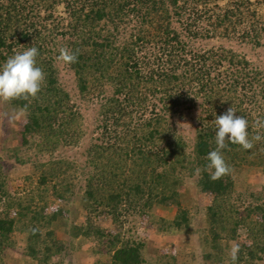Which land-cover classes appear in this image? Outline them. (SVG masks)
Segmentation results:
<instances>
[{
    "label": "trees",
    "instance_id": "trees-1",
    "mask_svg": "<svg viewBox=\"0 0 264 264\" xmlns=\"http://www.w3.org/2000/svg\"><path fill=\"white\" fill-rule=\"evenodd\" d=\"M60 6L70 17L64 30L66 18ZM56 34L67 38V48L77 54L70 66L81 97L99 103L100 122L108 134L103 132L88 148V165L94 168L83 173L87 177L79 202L86 216L79 217L81 223L61 206L77 197L71 173L78 165L74 160L32 162L39 177L17 197L10 194L9 178L0 171L4 202L0 264L3 254L19 244L23 255L37 264H58L71 246L86 245L111 257L107 262L96 258L100 255L90 257L97 264H150L144 244L121 240V235L106 234L89 224L98 213L117 222L121 211L137 205L146 212L175 207L172 220L160 219V231L189 233L193 216L186 205L185 182L191 177L196 178L197 195L212 196L206 206L209 227L203 230L211 250L204 252V258L229 264L226 250L243 225L252 246L240 253L236 264H262L264 204L242 212L233 196L244 165L264 171V140L253 141L250 150L232 144L223 149L231 171L219 180L212 181L205 167L208 153L216 148L215 118L229 107L247 119L249 139L264 136V128L256 125L264 121V73L233 49L196 50L192 45L199 39L234 34L260 46L264 0H0V66L35 46L37 66L45 73L41 91L31 103H6L5 111L19 110L22 119L14 130L18 138L5 140L2 147L12 148L20 164L29 163L19 156L24 147L36 145L41 153H53L87 135L83 112L59 81L51 50ZM195 107L203 109L189 153L170 120ZM80 171L81 167L74 173ZM54 200L61 205L55 207ZM256 214L259 218L251 219ZM175 262L174 256L167 260L162 256L157 263Z\"/></svg>",
    "mask_w": 264,
    "mask_h": 264
},
{
    "label": "rangeland",
    "instance_id": "rangeland-1",
    "mask_svg": "<svg viewBox=\"0 0 264 264\" xmlns=\"http://www.w3.org/2000/svg\"><path fill=\"white\" fill-rule=\"evenodd\" d=\"M60 11L63 13L62 18H66L62 29L64 30V26L70 21V17H68V12L64 10L63 6H60ZM234 34H232L230 38L215 37L211 40L199 39L196 40L192 46L196 50L210 48L211 46H222L227 49H233L247 56L252 65L262 70L264 73V39L260 46H256L241 41L238 39V36H233ZM55 36L57 37L55 38ZM52 38H55L51 43V50L56 60L55 64L58 68L59 81L83 112L86 121L85 128H87V135L80 143H75L74 145L65 144L53 153L46 151L41 153L36 145L24 147L21 151L23 154L19 156L20 158L22 156L23 159L29 163L20 164L12 148L9 146L8 148H4L2 147V143L14 137V130L18 129L20 125L18 121L20 118L22 119V117L19 114V110L13 111L9 109L5 111L6 103H0V171L3 170L2 172H5L6 176L9 178L10 194L13 197H17L20 194H26L31 186L30 181L37 180L39 177V172L35 169L32 162L43 160L52 161L57 158L74 160L78 165L70 172L74 175L72 178L77 184L75 188L78 190L77 197L75 196L74 200L68 201L67 203L63 202V205L54 200L56 206L53 205L54 202H52L51 206L57 207L61 205L62 208L67 210L66 212L68 214H71L73 220L81 223L79 217L86 216V212L79 202L82 193L81 189L84 188L87 177V174L85 175L83 173H89L94 168L92 165H88V148L92 142L96 141L97 137H101L103 132H107L108 134V131H106L102 122H100L99 103L94 104L93 102H86L82 99L77 86V79L71 66L65 65L57 60L59 50L61 48H67V38L57 34L52 35ZM107 89L112 91L110 86L107 87ZM249 97L252 99V95ZM248 104L251 105L250 103ZM202 109V107H195V110L193 109L194 111L192 112H179L170 120L173 121V128L178 131L177 133L180 134L187 143L188 148L186 151L189 153L193 151L195 145L196 132L199 124L198 117L202 114ZM205 115L206 114H203V116ZM16 124L19 125L17 126ZM113 129V127H108L107 130ZM17 138L18 135L14 137V140ZM104 143H106V140H104ZM79 167H81V171L74 173ZM243 169L244 170L240 171L237 175L236 193L233 196L236 207L240 208L242 212L249 206L256 207L264 204V171L246 165H244ZM195 179V177L187 178L185 182L187 192L186 205L190 207L193 216L192 227L189 233L176 229L171 232L160 231V219L166 218L172 220L176 212L175 207H159L153 209V211L146 212L141 210L142 206L138 207L137 205L136 208L130 211H121L119 221L117 222H114L111 217L99 215L98 213L95 216L96 219L89 225L94 227V229L99 228L100 231L106 234L121 235V240H133L144 244V257L150 264H158V259L162 256L165 260L169 259L171 256L176 257L175 264H216L204 258V252L211 250V244L205 243L204 241L205 234L203 230L209 227L208 219L206 218V206L207 203L210 202L212 196L209 194L197 195ZM3 204L4 202L0 201V212L3 209ZM253 218L258 219L259 215H253L251 219ZM24 238L22 236L20 239ZM234 245H239V255L242 252H246L247 248L252 246L249 231L246 227H243V225L240 226L237 238L229 242L225 257L227 263H229V250ZM89 246L90 245H86L82 247L85 250L81 247L76 249L71 246L70 248L72 249L67 250V252L58 259V264H97L98 261H90V257L95 255H100L96 258H102L104 262L111 260V257L108 255L100 254L98 249L90 251L92 248ZM23 253L24 249L20 244L17 249H8L5 254H3L1 264H37L36 261L33 262L30 257L27 258ZM262 264H264V256Z\"/></svg>",
    "mask_w": 264,
    "mask_h": 264
},
{
    "label": "clouds",
    "instance_id": "clouds-1",
    "mask_svg": "<svg viewBox=\"0 0 264 264\" xmlns=\"http://www.w3.org/2000/svg\"><path fill=\"white\" fill-rule=\"evenodd\" d=\"M37 56L38 49L32 46L22 53L9 57L0 66V103H12L17 100L31 103L37 97L45 80V73L37 66ZM57 60L65 65H71L77 61V54L67 48H61ZM256 125L258 128H264V121L258 120ZM248 127L247 119L236 115L232 107L215 118L216 148L208 153L206 159L209 163L205 167L212 181L230 174V166L222 155V150L229 144L239 145L243 150H250L254 146L253 141L264 140V136L260 134L249 139ZM196 171L199 173L200 169ZM239 251V245L230 248L229 264H236Z\"/></svg>",
    "mask_w": 264,
    "mask_h": 264
}]
</instances>
